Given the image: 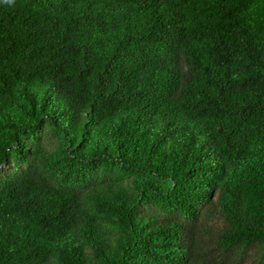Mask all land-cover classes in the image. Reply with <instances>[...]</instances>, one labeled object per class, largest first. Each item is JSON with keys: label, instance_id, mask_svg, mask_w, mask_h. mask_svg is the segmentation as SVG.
<instances>
[{"label": "trees", "instance_id": "trees-1", "mask_svg": "<svg viewBox=\"0 0 264 264\" xmlns=\"http://www.w3.org/2000/svg\"><path fill=\"white\" fill-rule=\"evenodd\" d=\"M0 264H264V0H0Z\"/></svg>", "mask_w": 264, "mask_h": 264}, {"label": "clouds", "instance_id": "clouds-1", "mask_svg": "<svg viewBox=\"0 0 264 264\" xmlns=\"http://www.w3.org/2000/svg\"><path fill=\"white\" fill-rule=\"evenodd\" d=\"M9 3H14V0H8Z\"/></svg>", "mask_w": 264, "mask_h": 264}]
</instances>
